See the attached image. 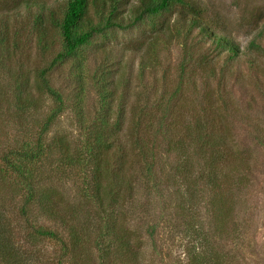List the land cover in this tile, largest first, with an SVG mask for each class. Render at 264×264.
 I'll list each match as a JSON object with an SVG mask.
<instances>
[{
  "label": "rangeland",
  "instance_id": "obj_1",
  "mask_svg": "<svg viewBox=\"0 0 264 264\" xmlns=\"http://www.w3.org/2000/svg\"><path fill=\"white\" fill-rule=\"evenodd\" d=\"M16 1L6 3L14 8ZM194 1L212 31L237 46L239 59L217 56L196 32L186 42L192 57L184 54L181 37L166 29L181 19L175 10L95 35L49 70L61 39L48 38L50 48L41 52L32 22L36 10L20 6L8 14L0 4V34L1 26L13 29L5 40L0 36V156L38 144L46 152L25 180L0 165V215L12 264H264V0ZM6 14L13 20L3 24ZM251 42L263 49L261 56L248 50ZM201 53L216 61L212 72L201 70ZM47 68L46 82L61 103L42 92L37 109H16L13 95L23 84L34 91L38 73ZM207 93L211 107L202 139L219 145L209 167L208 155L198 156L192 141V119L203 117L198 105ZM97 149L104 150L109 169L123 164L125 183L113 189L108 214L101 215L102 225L118 223L129 235L130 247L119 256L114 244H107L111 255L102 254L85 223L100 211L93 197ZM29 189L34 201L22 217ZM44 192L57 193L59 208L74 210L78 243L70 242L63 225L42 216L35 199ZM34 229L56 238L33 239Z\"/></svg>",
  "mask_w": 264,
  "mask_h": 264
},
{
  "label": "trees",
  "instance_id": "obj_2",
  "mask_svg": "<svg viewBox=\"0 0 264 264\" xmlns=\"http://www.w3.org/2000/svg\"><path fill=\"white\" fill-rule=\"evenodd\" d=\"M20 1V2H19ZM13 3V2H12ZM6 3V0H0V4L3 5L1 9L6 10L7 13L11 12V9L23 7L28 10H36V15L32 19L33 29L36 35V43L39 46L41 52L50 48V43L48 38L53 39V35L61 39L62 50L58 53H55L50 65L48 66L49 70L56 64L62 61H65L67 58L75 56L83 46L90 42L93 36L98 34H104L106 31L111 29L124 30L131 28L139 23L143 22L145 19L155 18L162 14H171L177 10V14H181V19L174 21L171 26H166L167 31L169 29H174L176 35L181 37L182 42V52L184 54L192 55L191 48L187 45V41L193 32L200 35L201 41H209L213 45V52L220 55L221 53H227V60L234 62V60L239 59L240 53L236 45L232 43L231 40L225 36H217L207 20H203V11L202 9L195 4L194 0H61L55 5H46L44 2H39L38 0H17L14 4V8H10V4ZM131 4V5H130ZM129 5V6H128ZM8 6V8H7ZM129 7V8H128ZM125 8L127 9V17L124 16ZM10 14V13H8ZM8 14L5 15V22L7 24L9 20H13L17 23L20 28V21L18 13L15 11L11 13L9 19ZM8 16V18H7ZM3 17H0V19ZM170 27V28H169ZM165 29V30H166ZM2 38L5 40L9 34H11L13 29H10L8 25L1 26ZM17 30V29H16ZM21 31V29H19ZM200 40V39H199ZM201 42L197 43L200 45ZM248 50L255 54L257 57L261 56V49L259 45L255 42L249 44ZM200 67L201 70H207L212 72L216 61L213 59H208L207 55L204 53L199 54ZM192 57V56H191ZM216 57V56H215ZM47 69H42L38 73V85L34 91L28 89L27 84H23L22 88H25L23 91L19 90L15 95H13V103L16 109L18 110H27V109H37L39 107L38 100H40L39 95L43 93L48 94L54 98L57 102L61 103L60 97L50 89L48 86L45 75L48 72ZM17 74L12 75L14 80V86L18 88L22 86L21 79H17ZM38 88V89H37ZM204 98L198 106L201 108L203 117L197 114V119H192L195 129L193 130V143L194 147L197 149L198 156L200 157L207 154L208 157H205L206 167L212 165V160H216L215 148L219 145H212L214 139L208 140L209 143H206L203 137L207 133V128L205 125L208 122L207 117L209 116L211 103L208 100L209 93L204 95ZM218 113V109H213ZM61 112V108L58 107L57 110L49 117L48 124L54 120ZM202 117V118H200ZM200 118V119H199ZM212 119L209 121L212 123ZM46 130L44 129L43 132ZM190 136V135H189ZM201 140V142H200ZM106 148L108 145L102 143ZM104 146V147H105ZM173 145H171L172 147ZM176 146V145H174ZM59 151L63 154L67 153V149L64 148V145H57ZM109 148V147H108ZM218 148V147H217ZM212 149V150H211ZM173 150H175L173 148ZM208 150H211L208 154ZM8 154H14L18 157V161L8 157ZM3 154L0 156V165H3L4 168L14 172L19 175L22 180L24 179L23 174L29 169L37 168V165L44 159L46 160V152L42 145H35L30 149H20L15 150L13 153ZM105 152L103 149H97L93 156L94 162V180H93V197L97 202L99 208V216L97 220L91 218L85 222L89 227H91L90 241L96 247H99L104 251L105 256L111 255V251H108L107 244H114V249L117 252L116 255H120L119 250L122 248H129V235L125 232L121 225L118 223H111L102 225L101 215L105 217L107 212L108 197L113 193V189L121 188L125 183L124 181V170L123 164H118L115 170L109 169L108 163L105 161ZM66 160H70L69 156L64 157ZM104 158V159H103ZM210 160V161H209ZM214 160V161H215ZM213 161V163H214ZM32 170V171H33ZM31 171V172H32ZM109 175V178H108ZM209 178H214L213 175H208ZM112 182L110 184L108 182ZM57 193H40L38 198L35 199L36 204L39 207V211L43 217L49 219L50 221L59 223L64 226L68 231V237L70 242L76 244L78 243V237L76 229L74 227V210L69 208L61 207L59 208V202L56 197ZM34 201V195L31 189L28 190L27 200L25 201L24 206L21 207L20 215L24 217L26 214L27 204ZM96 224V226H95ZM89 229H84L86 231ZM6 226L3 223V218L0 215V260L9 261L13 263L12 257L8 255L9 250H12L10 241L7 238ZM32 235L33 239L37 237H51L56 238V235L47 230H38L34 229ZM73 244V245H74ZM108 251V252H107ZM113 251V250H112ZM4 258V260H3ZM198 264V263H197Z\"/></svg>",
  "mask_w": 264,
  "mask_h": 264
}]
</instances>
